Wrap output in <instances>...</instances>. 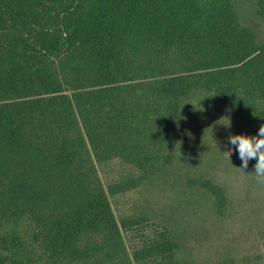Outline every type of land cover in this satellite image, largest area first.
<instances>
[{"label": "trees", "instance_id": "1", "mask_svg": "<svg viewBox=\"0 0 264 264\" xmlns=\"http://www.w3.org/2000/svg\"><path fill=\"white\" fill-rule=\"evenodd\" d=\"M220 111L264 125V0H0V264H181L168 231L132 253L110 196L168 178ZM114 159L138 174L106 187Z\"/></svg>", "mask_w": 264, "mask_h": 264}, {"label": "rangeland", "instance_id": "2", "mask_svg": "<svg viewBox=\"0 0 264 264\" xmlns=\"http://www.w3.org/2000/svg\"><path fill=\"white\" fill-rule=\"evenodd\" d=\"M202 126L201 133H185L184 141L194 149L168 178L110 196L120 221L140 223L136 230L124 232L126 243L132 252L136 243L168 231L178 242L176 260L181 264H264V185L254 174L258 159L240 169L239 152L228 141L243 133L226 111ZM229 149L231 160L223 155ZM97 167L106 187L138 174L119 159ZM205 181L224 188L228 200L222 211L204 204L207 191L199 186Z\"/></svg>", "mask_w": 264, "mask_h": 264}, {"label": "clouds", "instance_id": "3", "mask_svg": "<svg viewBox=\"0 0 264 264\" xmlns=\"http://www.w3.org/2000/svg\"><path fill=\"white\" fill-rule=\"evenodd\" d=\"M228 142L239 152L243 162L240 169H246L250 160L258 159L254 174L256 182L264 185V125H261L256 136L232 135ZM223 155L231 160L232 149L224 151Z\"/></svg>", "mask_w": 264, "mask_h": 264}]
</instances>
